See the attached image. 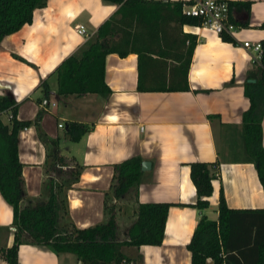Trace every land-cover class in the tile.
<instances>
[{
  "label": "crops",
  "instance_id": "0c3cea01",
  "mask_svg": "<svg viewBox=\"0 0 264 264\" xmlns=\"http://www.w3.org/2000/svg\"><path fill=\"white\" fill-rule=\"evenodd\" d=\"M118 7L108 0H48L44 7H33L30 20L0 42V93L9 92L16 99L19 119H33L43 110L39 124L22 128L18 135L23 203L33 204L46 197V181L54 163L48 155L50 141L56 139L64 158L62 168L68 167L62 177L67 184L62 221L79 228L99 223L105 220L103 206L113 164L138 154L149 160L151 167L143 170L140 183L130 190V199L120 205L117 227L129 213L127 227L132 223L137 202L173 204L160 244L127 245L123 250L133 258L131 264H191L187 243L201 215L217 218L220 189L231 208L264 207L256 165L242 158L241 126L242 113L249 105L244 84L255 80L248 74L258 65L242 43L264 39V0H251L249 11L232 5L229 19L237 26L231 34L235 43L223 40L210 28L179 23L168 4H149L141 20L132 22L134 47L142 49L140 56L130 51L124 56L110 52L105 57V80L112 90L107 98L98 93L57 94L58 64ZM79 24L84 25L85 34L76 30ZM193 35L196 43L189 54L188 38ZM186 56L190 61L185 77ZM44 79L48 92L41 86ZM45 97L56 104L42 108ZM209 113L218 117L209 118ZM2 117L8 120L6 113ZM73 120L89 127L76 140L66 134ZM221 136L233 141L231 152L219 147ZM262 143L264 146V114ZM236 148L240 151L234 152ZM217 159L218 174L212 179L209 206L199 209L193 205L197 193L188 163ZM73 171L78 174L76 179ZM12 221V206L0 193V264H9L3 250L13 242ZM17 261L82 264L72 252L58 253L30 242L19 245ZM206 264L214 263L209 258Z\"/></svg>",
  "mask_w": 264,
  "mask_h": 264
},
{
  "label": "trees",
  "instance_id": "16d2710c",
  "mask_svg": "<svg viewBox=\"0 0 264 264\" xmlns=\"http://www.w3.org/2000/svg\"><path fill=\"white\" fill-rule=\"evenodd\" d=\"M119 7L97 30L56 67L57 94L61 96L98 93L107 98L112 90L105 80V57L110 52L120 56L130 51L140 54L142 49L134 47L135 26L149 4H168L179 23L200 24L198 16L183 13L184 3L193 0H108ZM48 0H0V42L5 35L17 30L23 21L30 20L33 7H44ZM229 6H242L249 11L251 0H230ZM264 27V22L261 23ZM223 40L235 43L233 37L223 32ZM195 37L189 39V54L195 46ZM261 64L249 72L244 92L249 99L248 107L242 113L243 159L255 163L259 180L264 191V146L262 143V118L264 114V39ZM15 58L31 66L36 64L24 56L12 53ZM190 58L186 56L184 74L186 77ZM41 86L48 92L44 79ZM18 103L9 92L0 93V193L12 206L14 235L13 242L3 250L9 264H18L17 253L21 243L30 242L49 246L55 252H72L82 264H131L133 258L126 254L123 246L160 244L163 240L167 212L172 202H137L135 218L126 228L125 237L117 232V213L120 205L116 198L124 197L138 186L143 170L142 157L129 156L113 164L114 171L110 190L104 199L105 220L87 227H70L62 221L66 211L65 189L67 184L62 177L64 158L59 153L57 140L50 141L49 156L53 160L51 169L61 178H48L46 197L35 203L25 204L22 162L19 159V131L34 123L39 124L43 110L33 119H19L16 116ZM8 115L4 121L2 114ZM209 118L218 114L209 113ZM89 130L88 125L70 121L66 134L72 140L79 139ZM190 177L195 185L197 199L193 204L199 209L209 206V196L213 191L212 179L218 174L219 160H195L188 163ZM63 174V175H62ZM74 178L77 172L73 171ZM217 218L201 215L187 243L191 251V264H206L212 259L214 264H264V207L231 208L228 206L222 189L217 203Z\"/></svg>",
  "mask_w": 264,
  "mask_h": 264
},
{
  "label": "built area",
  "instance_id": "2783aa9c",
  "mask_svg": "<svg viewBox=\"0 0 264 264\" xmlns=\"http://www.w3.org/2000/svg\"><path fill=\"white\" fill-rule=\"evenodd\" d=\"M182 10L187 15L198 16L201 19L199 25L210 28L219 34L226 32L231 35L237 28L236 24L229 19L230 6L227 0H193L192 3H184ZM76 30L80 34L86 33V29L82 24H79ZM242 45L249 52L253 53L254 62L261 64V41L245 40ZM55 104L56 101L46 97L41 100V106L44 109ZM58 125L63 126L64 123L59 122Z\"/></svg>",
  "mask_w": 264,
  "mask_h": 264
},
{
  "label": "rangeland",
  "instance_id": "374dc122",
  "mask_svg": "<svg viewBox=\"0 0 264 264\" xmlns=\"http://www.w3.org/2000/svg\"><path fill=\"white\" fill-rule=\"evenodd\" d=\"M219 144H220L219 147H221V149L223 151H226L227 153L231 152V150L234 149V146H235V145H233V141L232 140L227 139L226 137H223V136L219 137ZM239 151L240 150L237 149V148L234 150V152H239ZM64 169L68 170V167L64 168ZM48 178H53V179L56 180L58 178H61V173L58 174L55 170L51 169L50 172H49ZM131 195H132V192L130 191L124 197L116 198L117 204L123 205V203L126 201V198L130 199ZM129 212H130V210H129ZM129 215H130V213L128 214V216L126 218H124L122 221H119V223H118L117 232H118V237L119 238H124L125 237L126 227H127V224L129 223V222H127V220L130 221Z\"/></svg>",
  "mask_w": 264,
  "mask_h": 264
},
{
  "label": "water",
  "instance_id": "95a60500",
  "mask_svg": "<svg viewBox=\"0 0 264 264\" xmlns=\"http://www.w3.org/2000/svg\"><path fill=\"white\" fill-rule=\"evenodd\" d=\"M254 80V79H251ZM151 167V162L149 160H142L141 163V169L145 170V169H149Z\"/></svg>",
  "mask_w": 264,
  "mask_h": 264
}]
</instances>
